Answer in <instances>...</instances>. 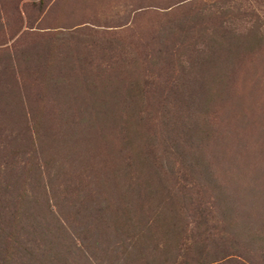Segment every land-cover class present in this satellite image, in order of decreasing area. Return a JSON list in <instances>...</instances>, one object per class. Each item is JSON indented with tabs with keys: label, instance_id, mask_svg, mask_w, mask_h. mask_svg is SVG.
<instances>
[{
	"label": "rangeland",
	"instance_id": "rangeland-1",
	"mask_svg": "<svg viewBox=\"0 0 264 264\" xmlns=\"http://www.w3.org/2000/svg\"><path fill=\"white\" fill-rule=\"evenodd\" d=\"M188 16L192 17L191 40L198 48L208 43L219 24L228 31L217 51L218 57L228 60L222 75L225 82L211 83L217 74L207 70L196 74L199 83H208L214 99L201 113L207 119L204 133L188 146V152L193 150L194 162L207 161L215 180L230 191L247 197L253 188L259 199L249 203L255 205V212H247L254 225L240 227L236 246L232 236L221 231L226 225L214 205L209 217L215 226V219L219 221V231L215 230L214 241H208L210 255L204 259L214 260L208 264H264V222L260 223L264 219V0H0V264H120L107 259L112 256L97 252L93 257L76 247H63L68 238L61 241L65 235L55 227L61 214L71 212H88L92 225L98 221L106 181L113 189L117 186L110 173L117 155L109 154L108 141L95 140L92 147L51 158L49 141L40 152L39 145L32 143L31 130L40 124L48 130L79 122L81 114L88 117L93 100L89 91L101 90L107 79L121 86L132 79L148 80L153 97L169 88L183 48L173 46L169 52L177 40L166 38L164 31ZM199 60L202 57L196 56ZM69 93L74 98L68 99ZM156 102L147 98L145 110L157 120ZM161 150L160 145L156 160L162 163H158L162 179L154 181L155 188L167 184L171 192L179 190L186 182L180 174H169L172 164ZM199 171L202 176L206 173ZM202 185L193 200L174 196L179 218L183 225L189 223L182 236L185 248L186 243H194L188 240L194 230L202 231L191 219L196 205L218 203L212 199L210 183ZM150 191H135L128 198L154 216L158 200L148 196ZM184 247L179 246V253L190 260ZM41 252L62 255L56 260L47 255L40 262L36 256ZM171 260L168 264H176V258Z\"/></svg>",
	"mask_w": 264,
	"mask_h": 264
},
{
	"label": "trees",
	"instance_id": "trees-1",
	"mask_svg": "<svg viewBox=\"0 0 264 264\" xmlns=\"http://www.w3.org/2000/svg\"><path fill=\"white\" fill-rule=\"evenodd\" d=\"M191 21L192 17L189 16L181 18L173 25H168L164 31L166 38L175 37L177 40V42L173 41L168 51L171 52L173 46H181L183 51L181 58L178 59L180 66L175 72V77L170 80L169 88L161 91L159 95L153 97V90L148 80L132 79L128 86H121L120 83L110 82L107 79L103 82L101 90L89 91L93 100L92 107L86 112L88 117L81 114L83 117L79 122L74 121L69 125L61 124L52 129L47 126L48 130H43L44 125L40 124L31 130L35 138L32 143L39 145L40 152L45 151L46 142L49 141L51 158L59 153L70 152L71 149L80 150L83 146L92 147L95 140L101 139L108 141L109 154L117 155L110 168V173L112 172L116 181L115 186H117L113 189L106 181L105 192L103 191L105 194L102 195L105 197L101 199L104 205L99 208L98 221L93 222V225L90 224L89 222L92 221L87 218L88 212L86 215L71 212L59 216L61 223L60 221L55 223L56 231L65 235L62 236L61 241H64V237L68 238L67 244H63V247L65 245V247H76L81 254L85 255L90 252L93 257H96L97 252L98 256H112V258H107L112 259L111 263L168 264L173 257L177 259L176 264H208L214 260L204 259L210 255L206 251V246L208 241H214L215 230L217 233L219 231L217 227L220 225L216 219V226L211 224L214 223V218L211 219L209 215L213 212L214 205L219 210L220 215H217L226 225L221 228V231L227 236L228 234L232 236L233 246L238 243L240 227L244 229L249 224L254 225L252 221L255 219L251 218V213L247 212H252L250 209L255 208V205H249L251 201H259L255 190L252 188L247 197L236 191H230L226 185L215 180L208 170L207 161L201 158L195 161L197 163L195 164L192 161L195 158L194 153L192 156L190 153L193 150L188 152V146H192L198 140L200 132L204 133L203 129L207 125V119L203 120L201 113L207 111V105L214 99V92L209 89L208 83H199L196 74L205 70L217 74V80L211 77L210 82L219 85L225 82L223 76L228 68V60L218 57L217 54L223 43L222 39L227 36L225 32L228 31L224 29L225 25L219 24L211 41L209 40L208 43L206 41L204 47L198 48L196 42L191 40L194 36ZM230 32L232 33L233 29ZM248 35L251 36V34ZM248 42L252 44V41ZM234 51L235 49L231 50V52ZM158 52H163V49H159ZM189 54H191L190 59ZM196 56L202 57V62L199 60L198 63ZM48 81L51 82L50 78ZM74 95L69 93L66 97L70 99L74 98ZM150 97L157 101L160 111V117L157 120L153 118L151 111L145 110L147 98ZM196 113L199 114V118ZM74 119L73 117L72 121ZM115 123L117 125H114ZM115 130L118 139L115 138ZM116 141L118 146H116ZM160 145L162 148L160 154H165L164 156L169 158L168 162L172 164L169 165V174H180L182 180L186 182L177 187L179 190L171 192L167 184L164 185L165 188H155L157 185L154 181L162 179L158 165L162 163L156 160ZM124 151H129L127 157ZM83 156H80V160ZM46 163L48 164L49 160ZM199 170L206 171L205 175L202 176L204 172ZM148 178L154 179L149 180ZM103 180L100 179V181ZM203 182L210 183L212 199L218 203L213 204V201L207 207L196 205L191 219L192 222L195 221L198 229L195 225L193 227V224L191 227L197 230L202 227V231L194 230L195 234L188 239L194 243L188 245L186 243L185 248L182 236L188 231L187 224L189 223L187 221L183 225V219L179 218L174 196L179 195L180 199L188 197V200H193L199 193V187L203 189ZM110 189L116 191L115 195L110 193ZM149 189L151 191L148 196L151 195L152 200H158L154 203L156 204L154 216L146 214L147 210L144 205L141 206L138 203L132 205L128 198L135 191L144 193ZM164 191L167 193L165 194ZM171 212L174 215H171ZM262 222L264 219L260 223ZM114 233H116L115 236ZM69 234L75 235L73 238L75 240H71ZM224 240L227 238L224 237ZM179 246L184 247L186 253L189 251L190 260L187 254L185 256V253L184 255L179 253ZM48 247L53 246L48 245ZM47 255L56 260L62 254L41 252L36 257L42 262L43 258L47 260ZM121 259L122 262H120ZM49 263H53V260L49 259ZM99 263L105 264L103 261Z\"/></svg>",
	"mask_w": 264,
	"mask_h": 264
}]
</instances>
